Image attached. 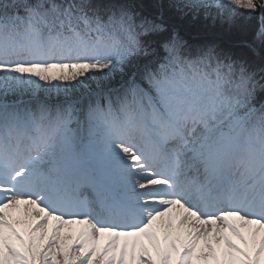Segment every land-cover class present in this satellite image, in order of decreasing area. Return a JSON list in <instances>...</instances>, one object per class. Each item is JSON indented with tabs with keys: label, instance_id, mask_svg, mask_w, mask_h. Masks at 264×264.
I'll use <instances>...</instances> for the list:
<instances>
[{
	"label": "snow or ice",
	"instance_id": "1",
	"mask_svg": "<svg viewBox=\"0 0 264 264\" xmlns=\"http://www.w3.org/2000/svg\"><path fill=\"white\" fill-rule=\"evenodd\" d=\"M0 264H264V0H0Z\"/></svg>",
	"mask_w": 264,
	"mask_h": 264
}]
</instances>
